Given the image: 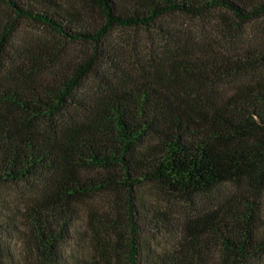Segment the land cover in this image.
<instances>
[{
	"label": "trees",
	"instance_id": "obj_1",
	"mask_svg": "<svg viewBox=\"0 0 264 264\" xmlns=\"http://www.w3.org/2000/svg\"><path fill=\"white\" fill-rule=\"evenodd\" d=\"M217 11L234 34L253 21L264 29V0H0V186L34 193L22 216L0 212V264H12L2 241L21 221L38 264H68L60 248L76 204L103 192L121 204L114 244L69 264H256L264 255V49L222 50L163 27ZM25 21L46 36L17 43ZM139 28L167 48L118 64L109 36ZM90 78L97 86L83 92ZM149 184L188 199L234 192L189 220L176 253L149 256L142 237L169 230L164 213L139 202Z\"/></svg>",
	"mask_w": 264,
	"mask_h": 264
},
{
	"label": "rangeland",
	"instance_id": "obj_2",
	"mask_svg": "<svg viewBox=\"0 0 264 264\" xmlns=\"http://www.w3.org/2000/svg\"><path fill=\"white\" fill-rule=\"evenodd\" d=\"M223 18L224 15L218 11L204 19L175 15L168 17L163 27L171 30V36L181 41L207 45L213 43L222 50H241L248 46L264 49V29L261 21L241 26L234 34L233 30L223 27ZM43 34L42 28L25 21L16 34L15 41L22 43L27 39L35 40L46 36ZM108 44L118 64L124 61L133 65L145 63L151 52L158 55L163 52L162 47L167 48L165 42L155 40L154 32L142 28L116 30L109 36ZM96 86V78H90L85 82L83 92H92ZM233 192L232 186L225 185L209 194L188 199L158 185L142 186L138 190L139 202L149 210L147 212L164 213L169 228L167 231L144 235L141 239L143 252L149 256L176 253L182 244L189 220L215 210L221 203L229 200ZM33 195L31 187L25 183L1 185L0 212L5 216H22ZM259 200L264 232V189L260 192ZM76 205L70 237L60 248L61 256L68 264L85 259L95 260L97 252L104 247L108 248V244L114 242L109 234L113 232L117 218L120 217L118 211L121 204L118 206L114 194L110 192L94 194L79 200ZM30 240L31 233L23 229L21 221V226L2 241L3 247L11 256L12 264H38L30 248ZM100 264L108 262L100 261ZM256 264H264V255Z\"/></svg>",
	"mask_w": 264,
	"mask_h": 264
}]
</instances>
